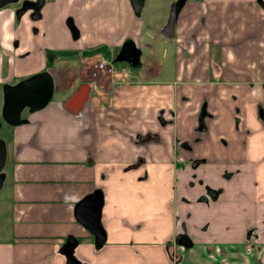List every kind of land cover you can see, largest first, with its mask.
Returning <instances> with one entry per match:
<instances>
[{
    "label": "crops",
    "instance_id": "0c3cea01",
    "mask_svg": "<svg viewBox=\"0 0 264 264\" xmlns=\"http://www.w3.org/2000/svg\"><path fill=\"white\" fill-rule=\"evenodd\" d=\"M65 5L70 32L58 39L43 12L31 21L29 10L17 19L13 5L0 8L1 86L46 70L58 52L75 76L72 87L53 77L62 95L55 111L23 114L31 144L20 126L12 150L7 142L10 230L0 264H69L61 251L68 237L77 240V264H264V0H185L172 37L161 33L166 14L138 17L129 0ZM101 56L107 70L95 67ZM82 83L89 90L72 113L64 102ZM205 104L213 118L200 129ZM189 159L200 163L189 168ZM194 171L204 183L187 191ZM204 184L223 191L199 212ZM97 189L100 246L74 212ZM180 233L189 245L176 242Z\"/></svg>",
    "mask_w": 264,
    "mask_h": 264
},
{
    "label": "water",
    "instance_id": "95a60500",
    "mask_svg": "<svg viewBox=\"0 0 264 264\" xmlns=\"http://www.w3.org/2000/svg\"><path fill=\"white\" fill-rule=\"evenodd\" d=\"M18 0H0V8L8 4L16 3ZM31 1V8L37 12L38 7L42 5L44 0H24ZM23 1V2H24ZM185 0H173L170 3L168 17L161 28V33L166 37L174 35V25L177 13ZM133 11L139 13L143 6L144 0H129ZM26 7L14 10L15 17L18 19ZM30 8V7H29ZM32 15L33 17L35 16ZM131 53V52H130ZM127 56L130 58L131 54ZM54 90V83L48 71H40L22 78L15 83L5 84L2 86L3 107L1 110L2 118L9 125L15 126L24 122L21 118V110L27 106L29 110H37L43 108L51 99ZM89 90L88 83H82L64 102L65 108L76 113L83 104L87 92ZM6 160V142L0 138V187L4 180V173L1 171ZM103 204L102 193L99 189L94 190L89 195L78 201L74 206L75 217L77 220L93 235L94 243L100 246L105 240V231L101 226L100 215ZM189 239L179 234L176 237L182 245H189ZM77 240L68 237L61 246V251L65 254L69 264H77V260L73 256V248Z\"/></svg>",
    "mask_w": 264,
    "mask_h": 264
},
{
    "label": "rangeland",
    "instance_id": "374dc122",
    "mask_svg": "<svg viewBox=\"0 0 264 264\" xmlns=\"http://www.w3.org/2000/svg\"><path fill=\"white\" fill-rule=\"evenodd\" d=\"M157 1H162V2H157ZM168 0H144L143 6L140 9V12L138 14V17H143V15L149 17L151 20L156 21L157 17L159 16H163L164 14H166L168 16V12H169V8H170V3L171 2H167ZM14 4V3H12ZM9 7V6H8ZM6 8V6H5ZM4 9V7L2 8ZM42 10V11H41ZM69 10V6L65 5V0H44L41 8H40V13L43 12V19L42 21H48L47 18L50 19V23L52 24V27L54 28V30H56V33H54L53 37L54 39H58L60 36H63V29H65L67 27L68 31L70 32L69 27L66 24V17L67 16H63L65 15V11ZM59 17L58 22L56 21V18ZM63 16V17H62ZM37 19V18H36ZM34 21V20H31ZM38 21V19H37ZM51 27V25H50ZM72 39V36H71ZM63 47L67 46L66 43L62 44ZM29 48H31V45L28 46ZM118 54H116L117 56ZM80 59V57H79ZM32 61V60H31ZM33 62V61H32ZM42 65L45 63V60H42ZM116 63L118 61H115ZM64 64L66 65L67 61H63V59L58 60L56 65H60V64ZM105 62H102V65L99 66V63L97 64L98 66L95 67H99V68H103L107 70V66L106 64H104ZM76 63L73 62L71 66H74L75 68ZM79 66V65H78ZM51 68V67H49ZM73 68H69V65L64 66V69L60 72H56V69H54L55 71V76L56 78L59 76L62 79L64 84H67L69 82L70 87L73 86L72 83V79L75 76L73 75L72 72ZM109 70V69H108ZM57 73V74H56ZM96 72L92 71V75L95 76ZM19 76H24V73L20 71V73H16ZM99 74V72H98ZM15 82L17 80H19L18 78L14 79ZM76 80H78V78H75V82ZM9 84V83H7ZM1 85V84H0ZM61 98L62 95L59 93V91H55L53 90V94L52 97L50 99V101L43 107V109L45 108H49L50 110H54L55 111V107L58 106L59 104H61ZM42 111V109H37L34 111H27L25 112L26 115V119L29 120L30 115L33 113H40ZM42 120L43 118L40 117ZM26 122H22L19 123L15 126H10L11 129H8L7 126L4 124V120L2 119V116L0 115V137H3V139L5 140V142L9 144V142L11 143L10 145V149L12 150V138H11V134L13 131V127H23L24 128V138L25 140H21L23 142H26L28 144L32 143V139H31V134H32V129H30L29 131V126L27 125L28 123ZM27 134H29V136H26ZM7 144V146H8ZM18 143H16L15 141V147ZM5 169H7V167H5ZM2 171V170H1ZM10 185L3 180L2 186L0 187V239H5L8 235H9V230H10V225L8 223V215H7V209L8 206L10 204ZM197 202V201H196ZM199 204L198 206V210L199 212H207V210L205 209V207L201 204V203H197ZM254 231H255V227H253ZM214 256V254H211ZM247 263V262H246ZM228 264H234V262H229Z\"/></svg>",
    "mask_w": 264,
    "mask_h": 264
},
{
    "label": "flooded vegetation",
    "instance_id": "af4514ba",
    "mask_svg": "<svg viewBox=\"0 0 264 264\" xmlns=\"http://www.w3.org/2000/svg\"><path fill=\"white\" fill-rule=\"evenodd\" d=\"M24 0H18V1H16V3L15 4H12L13 6H14V9H18V8H23V7H26L27 6V8H26V10H29V12H30V15H31V19L32 20H34V18H37V17H39V13H40V8H41V6L40 7H38V9H37V12L35 13V11L31 8V6L33 5V3H31V1H24ZM30 7V8H29ZM34 13H35V16L33 17L32 15H34ZM130 52H129V50H125V48L123 49V51H122V55H124V54H126V55H128ZM131 54V53H130ZM65 56H67L66 55V52L65 53H63V52H58L57 53V55H55L52 59H50V61H48V60H46V63H47V66H45V69H46V71H48L49 72V74L51 75V77H52V79H53V77L55 78V71H54V69H56V72L58 73V72H60V71H62L63 69H64V64H58V65H56L57 64V61L58 60H61V59H63V61L64 60H66L67 59V57H65ZM71 59H74V61L73 62H75L76 63V65H75V68H78V60H79V58H78V56H77V53H74V54H72V58ZM49 67H51L52 68V70H48V68ZM53 72V73H52ZM56 73V74H57ZM53 83H54V80H53ZM3 86V85H2ZM2 86L0 85V115L2 116V114H1V110H2V107H3V95H2ZM54 90H56L55 89V83H54ZM207 105L205 104L204 106H203V108H202V111H201V113H200V115H199V128L201 129V128H203V127H205V122H207V120H208V117H211V118H213V116H212V114H209L208 112H207ZM29 110V107H27V106H25L22 110H21V116H23V114L25 113V112H27ZM259 118L260 119H264V113H263V110H262V108L260 107L259 108ZM3 119V118H2ZM237 121H239V118L237 119ZM4 124L7 126V128L8 129H11L10 128V126L11 125H9L5 120H4ZM12 127V126H11ZM204 133L206 132V128L204 129V131H203ZM199 136V138H201V136L200 135H197L196 137H198ZM195 137V138H196ZM0 138H3V137H0ZM6 154H7V143H6ZM189 168H192V169H194V168H196L198 165H199V161H197V160H191V159H189ZM202 174H205V171L203 170V172H202ZM189 175H191V176H194V177H191V176H188L187 177V179L182 183V186L184 187V186H186V188H187V191L189 190H191L192 189V187H193V185L195 184V182L196 183H199V184H203L204 183V181H203V179L202 178H196V172L194 171V172H191ZM229 175V174H228ZM232 176V175H231ZM221 178H225V180L224 181H226V182H228L229 181V179H231L230 178V176H227L226 174H224V173H222V176H221ZM233 179V178H232ZM235 180H237V177L236 178H234ZM233 179V180H234ZM234 180V181H235ZM203 190H204V192L203 193H200V194H198L197 195V197H196V199H197V203H201V204H203V205H207V206H209L210 204L211 205H215V204H217V202L219 201V199H220V195L222 194V191H223V189H221V188H217V189H211L208 185H206V184H204V186H203ZM180 201H184L185 203L187 202L186 201V199L184 198V197H181V199H180ZM181 226H182V228L184 227V224L182 223L181 224ZM181 235H183V236H185L187 239H188V237L186 236V234L185 233H180ZM179 235V234H178ZM246 238L247 239H250L249 241V243L247 244L248 245V248L251 250V249H255V245H256V243L253 241L254 239H256V237H257V233L254 231V229L252 228V227H249V228H247V233H246ZM176 237H177V235H176ZM189 241V240H188ZM177 243H179L178 241H176ZM190 243V242H189ZM262 262H264V261H262Z\"/></svg>",
    "mask_w": 264,
    "mask_h": 264
},
{
    "label": "trees",
    "instance_id": "16d2710c",
    "mask_svg": "<svg viewBox=\"0 0 264 264\" xmlns=\"http://www.w3.org/2000/svg\"><path fill=\"white\" fill-rule=\"evenodd\" d=\"M124 46V45H123ZM103 48V47H102ZM102 48L99 46L95 49H91L90 51H87L85 54H88V55H94V54H97L99 52L102 51ZM123 48V47H122Z\"/></svg>",
    "mask_w": 264,
    "mask_h": 264
},
{
    "label": "built area",
    "instance_id": "2783aa9c",
    "mask_svg": "<svg viewBox=\"0 0 264 264\" xmlns=\"http://www.w3.org/2000/svg\"><path fill=\"white\" fill-rule=\"evenodd\" d=\"M102 62H105V59H104V57H101V61L99 62V66H101V65H102Z\"/></svg>",
    "mask_w": 264,
    "mask_h": 264
}]
</instances>
